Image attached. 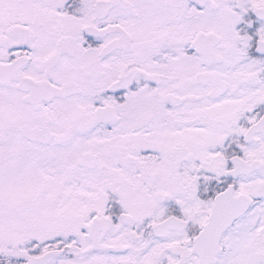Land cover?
Wrapping results in <instances>:
<instances>
[{"label":"snow or ice","instance_id":"1","mask_svg":"<svg viewBox=\"0 0 264 264\" xmlns=\"http://www.w3.org/2000/svg\"><path fill=\"white\" fill-rule=\"evenodd\" d=\"M0 264H264V0H0Z\"/></svg>","mask_w":264,"mask_h":264}]
</instances>
